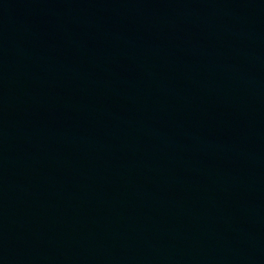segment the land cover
<instances>
[{"label":"water","instance_id":"obj_1","mask_svg":"<svg viewBox=\"0 0 264 264\" xmlns=\"http://www.w3.org/2000/svg\"><path fill=\"white\" fill-rule=\"evenodd\" d=\"M0 264H264V0H0Z\"/></svg>","mask_w":264,"mask_h":264}]
</instances>
